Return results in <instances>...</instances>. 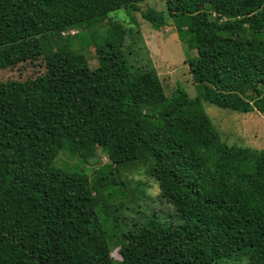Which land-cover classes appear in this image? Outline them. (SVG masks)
<instances>
[{"label":"trees","instance_id":"1","mask_svg":"<svg viewBox=\"0 0 264 264\" xmlns=\"http://www.w3.org/2000/svg\"><path fill=\"white\" fill-rule=\"evenodd\" d=\"M145 1L0 0V70L44 68L0 80V264H264V150L226 144L204 110L264 113V0L141 13L195 50V98L127 61L140 41L122 20L89 44L95 68L71 49ZM64 149L83 169L63 171ZM131 168L144 179H122ZM148 182L173 214L151 209Z\"/></svg>","mask_w":264,"mask_h":264},{"label":"rangeland","instance_id":"2","mask_svg":"<svg viewBox=\"0 0 264 264\" xmlns=\"http://www.w3.org/2000/svg\"><path fill=\"white\" fill-rule=\"evenodd\" d=\"M139 9L140 12L125 13L123 12L124 10H119L110 13L106 21L99 25L97 24L87 33L83 44H79L76 39L72 38L74 40L71 43V49L76 53H82V48L84 49L88 45L86 55L88 56L89 66L92 69L95 68L97 62L93 56L94 43H98L100 39L104 38L109 20L111 22H120L122 20V23H126V26L132 27L135 30V37L140 41V44L135 48L136 55L130 53L126 56L127 61L133 67L155 71L166 95L170 96L175 89L180 87L190 98L197 97L199 90L192 82L188 69V62L195 57V50L190 51V48L178 39L172 19L167 17L166 26L160 29V31H156L142 18L141 13L149 9L157 12L164 11L163 0H147L139 5ZM71 32L74 33L76 31ZM81 34L80 37H83L86 33L83 32ZM131 35L133 36V33ZM125 41L123 45L127 48L128 42L131 40L126 39ZM42 72H44L43 60L38 59L35 62H25L14 68L0 70V80L25 81L38 76ZM204 110L223 142L228 145L264 150V113L256 111L247 114L234 113L207 104H204ZM61 158L74 163L63 165V171L78 170V168L83 169L82 166L84 165L80 163L81 159L76 154L67 152L66 149L62 151ZM99 158L96 167L109 164L105 155H100ZM129 170L131 172H124L122 179H126L127 177L136 181L144 179V174L140 169L137 168V172H135L134 168ZM148 183L146 192L151 209L163 214H173L170 205L158 200L159 190L156 185L151 182ZM160 213L158 216H161ZM127 222H131V218L127 217ZM111 256L115 259H121L116 250L112 251Z\"/></svg>","mask_w":264,"mask_h":264}]
</instances>
